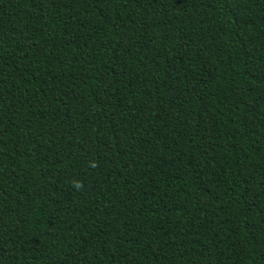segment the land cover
Here are the masks:
<instances>
[{"label": "trees", "instance_id": "trees-1", "mask_svg": "<svg viewBox=\"0 0 264 264\" xmlns=\"http://www.w3.org/2000/svg\"><path fill=\"white\" fill-rule=\"evenodd\" d=\"M0 264H264V0H0Z\"/></svg>", "mask_w": 264, "mask_h": 264}]
</instances>
